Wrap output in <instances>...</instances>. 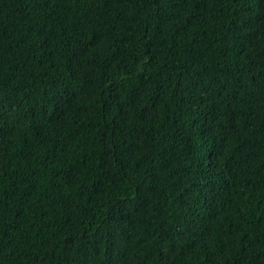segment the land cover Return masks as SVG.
I'll use <instances>...</instances> for the list:
<instances>
[{"label":"trees","instance_id":"obj_1","mask_svg":"<svg viewBox=\"0 0 264 264\" xmlns=\"http://www.w3.org/2000/svg\"><path fill=\"white\" fill-rule=\"evenodd\" d=\"M0 264H264V0H0Z\"/></svg>","mask_w":264,"mask_h":264}]
</instances>
